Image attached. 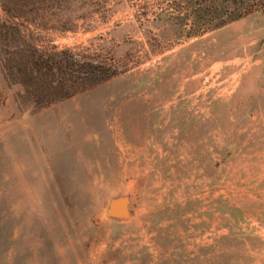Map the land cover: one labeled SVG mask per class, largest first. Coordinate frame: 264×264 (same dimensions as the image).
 <instances>
[{"label": "rangeland", "instance_id": "374dc122", "mask_svg": "<svg viewBox=\"0 0 264 264\" xmlns=\"http://www.w3.org/2000/svg\"><path fill=\"white\" fill-rule=\"evenodd\" d=\"M186 3L29 0L28 42L111 78L44 106L0 62V264H264V14Z\"/></svg>", "mask_w": 264, "mask_h": 264}, {"label": "trees", "instance_id": "16d2710c", "mask_svg": "<svg viewBox=\"0 0 264 264\" xmlns=\"http://www.w3.org/2000/svg\"><path fill=\"white\" fill-rule=\"evenodd\" d=\"M0 6L6 14L5 18L0 15V62L9 76L22 85L23 92L33 98V103L46 106L68 97L72 93L73 81L79 90L89 80L96 85L111 78L108 71H102V66L84 62L81 76L73 80L69 69L81 64L76 58L71 64L67 63L68 60L63 64L59 55L41 50L33 45L31 39L27 41L21 30L24 24L20 20L26 18L29 0H0ZM186 6L185 14L181 12V17L178 16L181 21L184 23L191 18L195 22L194 27L209 32L251 15L264 14V0H187ZM96 74L103 75L96 77Z\"/></svg>", "mask_w": 264, "mask_h": 264}, {"label": "water", "instance_id": "95a60500", "mask_svg": "<svg viewBox=\"0 0 264 264\" xmlns=\"http://www.w3.org/2000/svg\"><path fill=\"white\" fill-rule=\"evenodd\" d=\"M132 200L126 194L113 197L107 207V215L115 219H128L132 215Z\"/></svg>", "mask_w": 264, "mask_h": 264}]
</instances>
